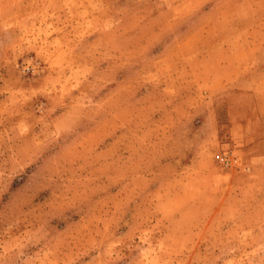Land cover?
Segmentation results:
<instances>
[{"label":"rangeland","instance_id":"374dc122","mask_svg":"<svg viewBox=\"0 0 264 264\" xmlns=\"http://www.w3.org/2000/svg\"><path fill=\"white\" fill-rule=\"evenodd\" d=\"M0 264H264V0H0Z\"/></svg>","mask_w":264,"mask_h":264},{"label":"built area","instance_id":"2783aa9c","mask_svg":"<svg viewBox=\"0 0 264 264\" xmlns=\"http://www.w3.org/2000/svg\"><path fill=\"white\" fill-rule=\"evenodd\" d=\"M214 160L223 167H229L236 163V160L231 157L227 151H221L213 155Z\"/></svg>","mask_w":264,"mask_h":264},{"label":"crops","instance_id":"0c3cea01","mask_svg":"<svg viewBox=\"0 0 264 264\" xmlns=\"http://www.w3.org/2000/svg\"><path fill=\"white\" fill-rule=\"evenodd\" d=\"M231 129V131H232V128H230Z\"/></svg>","mask_w":264,"mask_h":264}]
</instances>
